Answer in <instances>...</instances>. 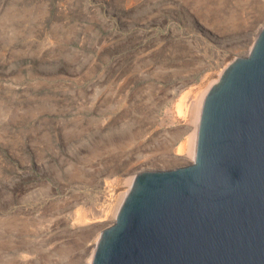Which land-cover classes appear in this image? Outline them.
Masks as SVG:
<instances>
[{"label":"rangeland","instance_id":"374dc122","mask_svg":"<svg viewBox=\"0 0 264 264\" xmlns=\"http://www.w3.org/2000/svg\"><path fill=\"white\" fill-rule=\"evenodd\" d=\"M263 26L264 0H0V264L91 263L129 166L193 161L177 107Z\"/></svg>","mask_w":264,"mask_h":264},{"label":"water","instance_id":"95a60500","mask_svg":"<svg viewBox=\"0 0 264 264\" xmlns=\"http://www.w3.org/2000/svg\"><path fill=\"white\" fill-rule=\"evenodd\" d=\"M91 264H264V26L209 90L193 161L136 176Z\"/></svg>","mask_w":264,"mask_h":264},{"label":"bare ground","instance_id":"6f19581e","mask_svg":"<svg viewBox=\"0 0 264 264\" xmlns=\"http://www.w3.org/2000/svg\"><path fill=\"white\" fill-rule=\"evenodd\" d=\"M207 31V30H206ZM208 34V33H207ZM206 34V35H207ZM213 35V34H212ZM211 36V35H210ZM212 37H214V36H212ZM250 50H251V48H250ZM249 50V51H250ZM211 84H210V83ZM208 83H209V86L208 87H205V89H203V90H201L200 92H197L195 95H193V97H192V99H190V103H189V101H188V103H187V100L186 101H184V103H185V105L183 106V104H179L180 105V107L178 106V104H177V109H178V111H180V114H181V111L183 112V110L184 109H186V112L188 111V113H190L189 115H187V116H189L190 117V120L192 121V123H193V128H192V132L190 133V135H189V140H187L188 141V143H187V145L185 146L186 147V150H185V152L187 151L188 152V154L191 156V160H193L194 159V156H195V150H196V141H197V134H198V128H199V123H200V116H201V111H202V106H203V103H204V100H205V98H206V96H207V94H208V92H209V90L212 88V85L214 84V82L212 81H209ZM217 83V82H216ZM214 86V85H213ZM183 96H184V94H183ZM186 97V96H185ZM184 97V98H185ZM183 98V99H184ZM187 99V98H186ZM181 102V101H180ZM182 103V102H181ZM177 111V110H176ZM183 114V113H182ZM189 117H187V118H189ZM190 121V122H191ZM191 123V124H192ZM190 131H191V129H189ZM188 130V131H189ZM186 132V131H185ZM186 141V142H187ZM185 142V143H186ZM185 149V148H184ZM186 152V153H187ZM147 161H138L137 163H134L133 165H131V166H129V169H128V172L129 173H133L134 175H135V178H136V176L139 174H136L135 173V171L138 169V170H141V172H143V171H150V169H149V166L147 165ZM140 172V173H141ZM114 173V172H113ZM112 173V174H113ZM134 181H135V179L133 180V178L130 180V183H129V191L131 190V185H133V183H134ZM127 190V192L125 193V194H121L122 195V197H121V199H120V197H119V202H117V208H116V210H114L115 212H114V214H115V218L117 217V214H118V212H119V210H120V207H121V205H122V203H123V201H124V199H125V197H126V195L129 193V191ZM80 211V210H79ZM78 213V214H77ZM77 215H79L80 214V212H78L77 211ZM82 215L84 216L79 222L83 225V226H87V225H91L92 224V226L90 227V229H92L93 231H95L97 228H98V224H93V222L95 221V222H97V218H99L98 217V215H96V214H94V211H91V209H87V210H82ZM82 215L81 216H79V217H82ZM78 217V216H77ZM89 217H91V218H89ZM80 219V218H79ZM93 221V222H92ZM94 222V223H95ZM53 244V243H52ZM98 244V243H97ZM97 244H96V246H95V249L93 250V251H91L90 252V254L92 255H90V258H92V260H93V256H94V253H95V251H96V247H97ZM35 251L34 250H32V249H30V250H27V249H24V248H22V249H18L17 250V253H19V255L20 256H22V257H31V256H34L35 255V253H34ZM91 263H92V261H90ZM91 263H89V264H91Z\"/></svg>","mask_w":264,"mask_h":264}]
</instances>
